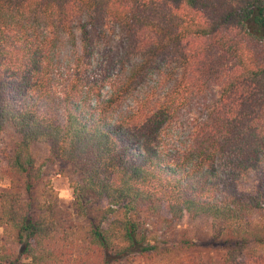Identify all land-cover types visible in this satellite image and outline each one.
<instances>
[{"label":"trees","instance_id":"16d2710c","mask_svg":"<svg viewBox=\"0 0 264 264\" xmlns=\"http://www.w3.org/2000/svg\"><path fill=\"white\" fill-rule=\"evenodd\" d=\"M62 37L80 44L66 64ZM111 39L113 71L94 85L87 58ZM192 95L202 116L171 153L162 135ZM5 126L20 135L11 165L24 197H2L0 222L14 232L0 264L151 259L162 250L149 217L162 213L166 225L211 217L212 241L226 248L217 264L254 258L264 246V0H0ZM33 141L73 167L79 239L67 234L76 221L40 212Z\"/></svg>","mask_w":264,"mask_h":264},{"label":"rangeland","instance_id":"374dc122","mask_svg":"<svg viewBox=\"0 0 264 264\" xmlns=\"http://www.w3.org/2000/svg\"><path fill=\"white\" fill-rule=\"evenodd\" d=\"M118 44L119 42L113 41V39L106 44L100 43V46L96 47L89 55L87 58L89 63L85 71L89 75L88 82L101 85L102 78L113 71V61L119 49ZM79 51V41L72 44L69 39L62 37L56 48V60L66 64ZM149 78L150 82H153L155 74L150 75ZM162 86L158 90L167 88ZM199 100L198 95L189 96L187 100H184L183 107L178 112L175 121L162 135L161 143L171 153H175L177 148H183L190 142L192 127L198 123L202 116V104ZM19 140L20 135L9 126H5L0 132V214L3 210L2 197L5 192L19 193L20 197H24L23 178L11 165L15 143ZM49 147L48 142L33 141L30 143V152L39 176L35 190H33L35 200L40 206L42 214H46L48 210H53L66 225L68 221H76V224L80 226L73 227V230L67 229V234H69V238L79 239L86 228L83 219L76 218L72 214L74 209L70 177L75 176L73 167L66 161L51 157ZM12 184L15 186L12 187ZM100 204L105 206L104 201ZM162 215L166 214L162 213ZM162 215H151L148 222L151 234L159 243L162 252L154 255L151 259L135 255L133 259H123L118 264H217L222 261L226 248L212 241V232L216 223L211 217L191 218L184 215L166 225L161 218ZM259 216L260 212L253 213L255 219ZM13 232L14 230L9 224L4 221L0 222V245L2 243L11 244ZM185 239L192 244L185 243ZM236 258V263L233 262V264H264V246L257 248V254L254 258L244 256H237Z\"/></svg>","mask_w":264,"mask_h":264}]
</instances>
